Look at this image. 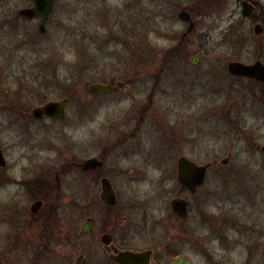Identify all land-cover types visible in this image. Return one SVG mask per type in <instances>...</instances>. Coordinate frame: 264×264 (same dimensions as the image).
<instances>
[{
  "label": "rangeland",
  "instance_id": "1",
  "mask_svg": "<svg viewBox=\"0 0 264 264\" xmlns=\"http://www.w3.org/2000/svg\"><path fill=\"white\" fill-rule=\"evenodd\" d=\"M241 2L55 0L40 33L37 19L18 14L31 0H0V264L12 256V215L29 209L10 182L26 167H68L58 212L76 234L88 215L69 166L100 157L124 183L131 244L168 246V258L189 264H264V82L228 71L264 64V29L255 34ZM187 6L195 27L182 39ZM93 83L112 90L94 95ZM61 99L62 120L31 117ZM181 157L210 164L194 194L177 179ZM176 198L188 202L185 217L171 208Z\"/></svg>",
  "mask_w": 264,
  "mask_h": 264
},
{
  "label": "flooded vegetation",
  "instance_id": "2",
  "mask_svg": "<svg viewBox=\"0 0 264 264\" xmlns=\"http://www.w3.org/2000/svg\"><path fill=\"white\" fill-rule=\"evenodd\" d=\"M243 2H247L253 7L249 17H253L254 24L261 25L263 30L264 8L254 0H242L241 8ZM257 9L260 11L258 16L255 15ZM180 13H184L186 19H181ZM193 16L194 14L188 6L182 8L178 13L181 21L188 23V28L182 35V39L190 35L195 27ZM19 17L25 18L26 16L20 15ZM30 19H37L39 22L37 14ZM171 56L177 55L171 54ZM199 63L198 55L191 57L190 64L197 65ZM38 107L31 110V117L34 120H62L64 118L55 119L46 116L40 119L35 118L34 109ZM89 159L93 158H88L80 163H71L69 166L80 174L79 180L75 178V183L80 182V186H73L74 199L76 200L74 202L86 203L88 215L76 234L71 227L68 231L66 227L69 226H63V215L58 212L61 210L59 201L62 197L60 174L67 173L68 167L62 166L53 172L49 170L48 166H35L32 171L26 167L23 171L26 173V178L23 177L21 180L14 178L10 182L12 186L16 185L21 188L19 194L15 193L16 196L13 200H20L23 197L27 204L29 203V209L28 212H25L26 214H20L17 220L19 214L12 215L11 224L14 231L7 245L12 256L9 257L8 264H95L96 261H102L104 264H122L117 258L121 259L124 253H133L135 257L131 261L134 263L171 264L175 256L168 258V246L159 251L158 248H138L135 243L131 244L135 238L130 231L132 226L128 227L127 216H122L126 210L130 209L121 192L124 183L116 180L110 170L104 171L106 160L102 157L94 158L99 162V165L84 167ZM5 166L0 151V169ZM33 173L38 175L33 176ZM0 183H2L1 180ZM103 185L106 187L104 188ZM183 186L188 190V187ZM63 240H65V244H63ZM139 253H146L143 259L139 258L143 257L138 256Z\"/></svg>",
  "mask_w": 264,
  "mask_h": 264
},
{
  "label": "water",
  "instance_id": "3",
  "mask_svg": "<svg viewBox=\"0 0 264 264\" xmlns=\"http://www.w3.org/2000/svg\"><path fill=\"white\" fill-rule=\"evenodd\" d=\"M32 5L28 8L21 9L19 11L20 15H24L28 18H32L34 15L39 16V22H38V31L40 33H43L45 31V23L48 19V16L50 15L55 0H31ZM253 7L247 3H242V13L249 17L252 12ZM184 13H180L181 19H186ZM254 32L255 34H260L262 32L261 25H255L254 26ZM228 71L231 75L237 76V77H244L253 79L259 82H264V64H262L259 61H256L252 64H243L240 62H230L228 64ZM117 86L122 87V84L117 83ZM112 89L111 85L108 84H99V83H93L88 86V90L90 93L94 95L98 94H104L110 92ZM68 104L67 99H62L59 101L54 102H47L41 107L34 109V117L35 118H42L44 116L51 117L55 119H61L65 115V108ZM261 151L264 153V146H262ZM223 164L226 163V161L222 162ZM94 165H99V162L96 159H89L86 161L85 166L93 167ZM210 168V164L206 163L203 165H198L190 160H188L185 157H181L178 160L177 164V176L178 181L188 187V190L191 194H194L196 189L203 184L205 180V175ZM104 188L106 187L103 185ZM171 208L174 213H176L179 216L185 217L186 216V210H187V202L184 199H173L171 202ZM146 253H139L138 256L140 259H143ZM135 255L133 253H124L123 257L117 258L122 264H139L134 263L131 261ZM130 258V260H129ZM171 264H189L188 260L184 256H176L172 261Z\"/></svg>",
  "mask_w": 264,
  "mask_h": 264
}]
</instances>
